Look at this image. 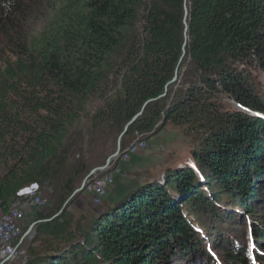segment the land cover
Wrapping results in <instances>:
<instances>
[{
  "label": "trees",
  "instance_id": "trees-1",
  "mask_svg": "<svg viewBox=\"0 0 264 264\" xmlns=\"http://www.w3.org/2000/svg\"><path fill=\"white\" fill-rule=\"evenodd\" d=\"M37 1L0 0L1 213L46 183L72 192L88 165L67 174V161L84 147L76 127L92 99L104 104L91 136H118L153 101L127 136L150 134L164 118L202 139L189 152L192 166L155 174L33 264H180L213 249L221 264H259L227 226L241 211L254 220L255 245L264 242L255 205L264 202V0H187V61L197 75L177 100L159 98L184 51L185 0H63L32 32ZM218 92L226 104L212 98ZM72 140L82 142L68 148ZM64 227L41 225L35 239Z\"/></svg>",
  "mask_w": 264,
  "mask_h": 264
},
{
  "label": "water",
  "instance_id": "water-1",
  "mask_svg": "<svg viewBox=\"0 0 264 264\" xmlns=\"http://www.w3.org/2000/svg\"><path fill=\"white\" fill-rule=\"evenodd\" d=\"M184 14L183 57L186 52L189 30L186 2ZM176 77L167 86L165 94L159 100L166 96L168 87L176 82ZM151 102L153 101L146 102L139 113L125 124L116 143L115 151L109 153L100 165L87 167L83 174L73 180L70 185L72 192L68 193L67 190H64L55 194L49 183L40 187L41 201L35 208L37 216L31 220L24 216L16 225L17 232L10 234L0 243V264H33L35 261L53 255L55 251L61 250L67 245L65 232L71 233L81 226L85 228L84 221L96 218L95 214L99 219L110 211L112 206L126 200L133 191L136 192L150 182L149 177L146 178L148 175L144 174L155 171V168L153 163H147L144 159L148 151L140 147L145 144V141L138 139L136 142L126 143L123 140ZM142 160H145V165L141 166L139 162ZM124 182L126 185L130 183V186L128 188L125 186L116 187L110 190L114 184L121 186ZM46 185L48 188H44ZM115 197L116 201H113L112 199ZM77 216L83 223L77 222ZM54 222L65 226L61 234L54 238L44 237L45 241L35 239L36 231L41 225Z\"/></svg>",
  "mask_w": 264,
  "mask_h": 264
},
{
  "label": "rangeland",
  "instance_id": "rangeland-1",
  "mask_svg": "<svg viewBox=\"0 0 264 264\" xmlns=\"http://www.w3.org/2000/svg\"><path fill=\"white\" fill-rule=\"evenodd\" d=\"M52 1L53 3H51ZM62 1L63 0H39L37 1L38 2V8L36 9L37 12L34 14V17L32 19L30 18L28 19V25H27L29 28H32V32H35L37 30L40 31L48 23V20L51 17V9L55 7L56 3H60ZM185 2L187 4V0H185ZM188 16H189V8H188ZM184 17H185V14H184ZM187 22H188V18H187ZM187 56H188V52L186 50L184 57L182 54L183 58L181 57L176 67V70H175L173 80L176 77V73H177L176 82L174 84H171L168 87V90L166 92V96L167 94L171 96L173 93L171 97L172 100H177L178 98L182 99L183 97L181 98V96L183 95L181 94H184L186 90L189 89L188 85L195 87L194 84H191L190 82L191 81L195 82V80L192 77L194 75H197V73L189 71V61H187L188 60ZM254 72L257 78L259 79L262 78L263 75L260 71H254ZM171 82H169L168 85ZM218 94L220 95L217 96ZM218 94L216 95L217 97L213 96L212 98H216L215 100H217L216 102H218L217 104H219L220 102L218 100H221V98L223 97L224 98L223 104H226L228 102L227 97L222 96L223 94L219 92ZM166 96L164 98H166ZM211 101L214 103V100H210L209 102ZM103 104H104V100H101L99 98L90 100V102L87 105L86 112L79 120L76 129L79 130L80 133H83V135L81 134V137H83L84 147L82 148L81 152L79 151L74 152L71 158L67 161L69 162L67 170H66L67 174H71L73 168L80 167L81 164H84V163H86L89 168L95 165H100L101 162L105 161L109 153L115 151L116 143L118 141L120 134L116 136L113 132H108L104 134L103 136H101L100 138L91 136L92 134L91 127L93 125V118L103 108ZM233 108L236 110V107L228 104V110H233ZM164 123H165V119L163 118L155 126V128L150 134L139 135L138 132H135L134 135L126 136L124 138V141H126V143L136 142L138 139H142L145 141V144L142 147H140L148 151V154L146 155V157H144V159L147 161V163H153L154 168H155V171L144 174V175H148L146 176V178L149 177L148 180H151L152 178L156 179L157 176H154V175L160 172L161 173L172 172L174 169H181V168L192 166L191 164L192 159H190L191 155L189 154V152H191V150H194V149L195 150L200 149V146H201L200 143H201L202 138L194 132L189 133L187 129L185 128L186 126L183 125V126L178 127V126L173 125L170 122L169 123L167 122L165 124ZM76 142L77 141L75 140L68 141L67 142L68 148L73 147L75 145L78 146L82 141L79 140L77 144ZM145 160H142V162H139L141 166L145 165ZM123 186H125V188H128L130 186V183L126 185V183L124 182L121 186L114 184L113 186L110 187V190H113L116 187H123ZM44 188H48V185H46ZM40 189H41L40 187L39 188L33 187L32 189H28L22 192L20 194V200H22L24 196H27L33 193V191L35 190L39 191ZM115 199L116 197L112 200L116 201ZM21 203L23 204L22 201ZM262 203L263 204L260 203L261 205L255 204L256 206H258L256 208V211L259 212L258 216L264 215V202ZM28 207L36 208L37 206L31 205L29 203ZM113 210L114 208H112L110 211H113ZM78 216L76 217L77 222L79 224L83 223V221L79 219ZM95 217L98 218L97 214H95ZM96 218H93V219L90 218L89 220L84 221L83 223L84 226L88 228V225L91 224V222H93L94 219ZM243 220H245L246 222H243ZM252 221L254 220L252 218H249L247 214H243L241 211L236 210V221L228 224L231 227L227 226L228 229H234V230H228L229 233L227 235L233 242L234 240H237L236 243H239L237 244V246L239 247L243 246V248H245L246 250L250 249L251 255L257 254V257H256L257 260L258 258L261 259V260H258L260 264L264 260V242L260 241V242H257L259 244L258 246L255 245V242H254L255 238L252 233L253 228L250 226L249 227L247 226V224L252 223ZM260 222L261 221L257 222L258 225L261 224ZM236 223L238 226L234 227ZM243 224H245V226ZM81 229H84V227L81 226ZM205 241H206V238H205ZM210 248L211 246L208 247V250ZM207 255L209 258L210 256L214 257V260H212L214 264L223 263V254L220 250L213 249L211 252L208 251ZM209 258H207V256L206 257L204 256L203 260L194 258L190 262L183 261L180 264H208Z\"/></svg>",
  "mask_w": 264,
  "mask_h": 264
},
{
  "label": "built area",
  "instance_id": "built-area-1",
  "mask_svg": "<svg viewBox=\"0 0 264 264\" xmlns=\"http://www.w3.org/2000/svg\"><path fill=\"white\" fill-rule=\"evenodd\" d=\"M29 196V197H28ZM41 192L33 191V193L24 196V200L15 201L10 210L3 214L0 218V243H2L10 234L17 232L16 228L17 223L22 220L25 216V209L28 207V204L38 205L41 201ZM23 202V204L21 203Z\"/></svg>",
  "mask_w": 264,
  "mask_h": 264
},
{
  "label": "crops",
  "instance_id": "crops-1",
  "mask_svg": "<svg viewBox=\"0 0 264 264\" xmlns=\"http://www.w3.org/2000/svg\"><path fill=\"white\" fill-rule=\"evenodd\" d=\"M3 213L0 212V216H2ZM35 216H37V210L35 208H32V207H26V210H25V217L26 218H30L31 219H34Z\"/></svg>",
  "mask_w": 264,
  "mask_h": 264
}]
</instances>
